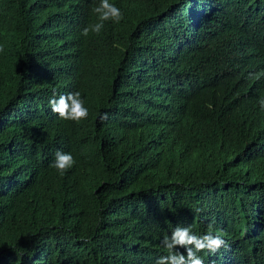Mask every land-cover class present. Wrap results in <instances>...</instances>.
I'll list each match as a JSON object with an SVG mask.
<instances>
[{"label": "trees", "instance_id": "obj_1", "mask_svg": "<svg viewBox=\"0 0 264 264\" xmlns=\"http://www.w3.org/2000/svg\"><path fill=\"white\" fill-rule=\"evenodd\" d=\"M9 1L52 31L0 35V264H155L179 222L220 229L226 264H264V75L249 76L264 73V0H218L225 36L197 50L175 34L184 0H115L114 57L72 39L62 0ZM171 74L185 117L238 110L219 140L168 135L150 89ZM74 91L86 120L47 112ZM62 149L64 175L49 165Z\"/></svg>", "mask_w": 264, "mask_h": 264}, {"label": "clouds", "instance_id": "obj_2", "mask_svg": "<svg viewBox=\"0 0 264 264\" xmlns=\"http://www.w3.org/2000/svg\"><path fill=\"white\" fill-rule=\"evenodd\" d=\"M68 15V31L72 39L89 47L103 50L108 57H114L121 50L122 40L114 32L115 27L124 18V6L115 0H62ZM86 2V5L85 3ZM218 0H184L181 11V21L176 24L177 37L188 40V45L199 49L205 40H221L225 36V29L210 26L209 21L214 16ZM31 21L41 25V31L46 36L52 29L46 24L44 16L24 17V8L14 5L9 0H0V35L10 37L18 34L31 25ZM4 52L0 45V53ZM264 73H249L253 80H259ZM172 84L168 86L163 80L155 82L159 94H153L150 89V99L154 114L171 124L168 135L177 139L198 138L219 140L224 128L229 129L236 118L237 109H231L213 119H190L184 116L187 105L183 106L178 95L174 92V76L171 74ZM264 110V99L258 101ZM47 112L58 116L62 120L80 123L86 120L89 110L80 91L53 96L49 100ZM103 112H116L109 109ZM101 121L108 119L109 123L119 125L120 119L113 113L99 114ZM186 125L197 132V136L180 137L173 133L177 126ZM57 151L55 157L51 153L49 165L60 175L66 174L76 163L72 153L67 149ZM215 228V229H214ZM211 224L179 222L170 236L161 241L163 248L151 255L155 264H226L229 260L227 242L217 233L222 231ZM218 229V230H217ZM222 235L223 232L221 233ZM63 264V263H58Z\"/></svg>", "mask_w": 264, "mask_h": 264}, {"label": "rangeland", "instance_id": "obj_3", "mask_svg": "<svg viewBox=\"0 0 264 264\" xmlns=\"http://www.w3.org/2000/svg\"><path fill=\"white\" fill-rule=\"evenodd\" d=\"M169 120V119H168ZM167 120L166 124L167 127L170 126V122ZM210 120V119H208ZM224 132H227V128H224ZM173 133L176 134L177 136H182V137H193V136H197V132L193 131L191 127H188L186 125H182V126H177L174 130Z\"/></svg>", "mask_w": 264, "mask_h": 264}, {"label": "bare ground", "instance_id": "obj_4", "mask_svg": "<svg viewBox=\"0 0 264 264\" xmlns=\"http://www.w3.org/2000/svg\"><path fill=\"white\" fill-rule=\"evenodd\" d=\"M194 141V140H193Z\"/></svg>", "mask_w": 264, "mask_h": 264}]
</instances>
